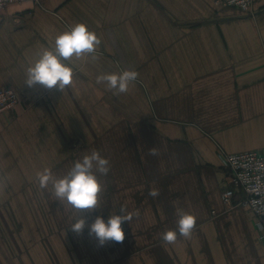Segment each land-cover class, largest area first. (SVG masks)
<instances>
[{"label": "crops", "instance_id": "1", "mask_svg": "<svg viewBox=\"0 0 264 264\" xmlns=\"http://www.w3.org/2000/svg\"><path fill=\"white\" fill-rule=\"evenodd\" d=\"M76 23L100 39L97 59L65 61L74 76L63 92L29 88L26 68ZM124 70L139 74L127 93L96 83L99 74ZM0 88L13 89L20 101L0 115V127L16 113L22 131L39 128L38 161L28 160L25 172L50 169L59 179L96 150L110 170L98 174L102 190L97 210L84 212L87 223L98 215L107 221L121 208L139 212L122 223V243L101 246L87 227L81 235L70 229L72 213L52 182L41 188L38 181L54 199L62 251L77 255L67 264H264L253 215L221 200L219 166L221 153L264 152V0L253 1L251 15L212 0L10 5L0 10ZM177 209L194 215L196 227L191 238L178 234L165 244L161 235L178 229Z\"/></svg>", "mask_w": 264, "mask_h": 264}, {"label": "clouds", "instance_id": "2", "mask_svg": "<svg viewBox=\"0 0 264 264\" xmlns=\"http://www.w3.org/2000/svg\"><path fill=\"white\" fill-rule=\"evenodd\" d=\"M100 42L95 32L90 31L86 24L76 23L68 31L56 36L51 49L46 48L37 54L38 58L25 70L24 84L29 88L40 85L45 89L56 88L63 92L67 86L72 84L74 76V69L65 61H69L73 57L81 59L89 54L93 60L97 59L95 53ZM138 75L134 70L102 73L96 76V83L105 84L108 90L119 95L129 91L130 85ZM149 154L156 155V149H150ZM109 170V161L102 157L98 151L93 150L90 154L75 161L62 178H53L50 169H44L43 172L37 173L40 187H47L51 181L54 196L72 213L70 229L77 235H81L87 227L89 235L95 237L101 246L108 242L122 243L125 239L122 223H129L133 216H139L138 211L124 214L125 209L121 208L120 215L111 214L107 221L98 215L90 225L87 223L84 212L97 210L99 193L102 190L98 174L106 176ZM148 194L155 198L159 195V191L150 189ZM177 215L179 217L178 229L167 230L161 235L165 244H175L178 234L184 238H191L196 227L194 215L183 209H177Z\"/></svg>", "mask_w": 264, "mask_h": 264}, {"label": "rangeland", "instance_id": "3", "mask_svg": "<svg viewBox=\"0 0 264 264\" xmlns=\"http://www.w3.org/2000/svg\"><path fill=\"white\" fill-rule=\"evenodd\" d=\"M20 117L10 114L7 126L0 127V264L76 262L77 255L66 254L60 246L65 236L59 233L51 192L38 187L32 168L25 172L28 160L30 165L38 161L39 128L30 126L22 131ZM74 145L68 143L65 148Z\"/></svg>", "mask_w": 264, "mask_h": 264}, {"label": "built area", "instance_id": "4", "mask_svg": "<svg viewBox=\"0 0 264 264\" xmlns=\"http://www.w3.org/2000/svg\"><path fill=\"white\" fill-rule=\"evenodd\" d=\"M215 7H233L251 15L254 0H212ZM38 0H0V10L15 4L37 3ZM19 97L11 88H0V115L13 111ZM223 172L221 200L229 210L246 208L254 218L259 241H264V152L221 153Z\"/></svg>", "mask_w": 264, "mask_h": 264}]
</instances>
